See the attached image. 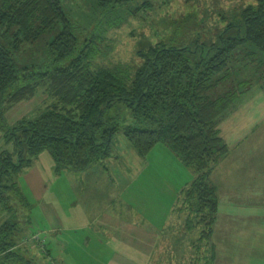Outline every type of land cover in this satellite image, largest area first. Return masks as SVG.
I'll list each match as a JSON object with an SVG mask.
<instances>
[{"label": "trees", "instance_id": "16d2710c", "mask_svg": "<svg viewBox=\"0 0 264 264\" xmlns=\"http://www.w3.org/2000/svg\"><path fill=\"white\" fill-rule=\"evenodd\" d=\"M126 1L100 0V4ZM243 14L245 33L221 36L222 42L212 44L209 53L193 56L192 46L163 42L141 50V63L127 84L117 67L91 66L93 41L87 39L80 46L62 0H1L0 133L6 141H14L16 149L12 153L0 148V264H32L25 255L32 244H22L35 206L22 186L24 171L45 150L58 171L87 169L111 156L119 132L141 156L164 143L194 169L186 206L189 224L204 225L200 239L209 241L219 208L211 172L228 152L218 122L239 95L235 89L218 86L243 43L264 49V0H254ZM59 24L61 30L48 42V61L18 66L14 49ZM39 90H45L51 102L37 116L10 124L7 110ZM122 103L132 111L130 123L124 124L117 114Z\"/></svg>", "mask_w": 264, "mask_h": 264}, {"label": "rangeland", "instance_id": "374dc122", "mask_svg": "<svg viewBox=\"0 0 264 264\" xmlns=\"http://www.w3.org/2000/svg\"><path fill=\"white\" fill-rule=\"evenodd\" d=\"M253 1L128 0L115 6H103L100 0H62V4L72 20L80 46L87 39L93 41L91 66L117 67L125 82L130 84L141 63L139 52L143 49L163 42L178 47L192 46L196 48V52L191 53L195 56L209 53L212 44L222 42L221 36L244 34L243 10ZM61 27L59 24L52 32L14 49L18 66L43 65L47 62L50 58L48 42ZM229 67L231 70L218 89L239 91L235 103L247 96L245 92L249 87L259 89L264 86V49L253 43H243ZM40 91L32 100L22 101L7 112L10 124L24 115L37 116L51 102L48 93ZM117 114L124 124L130 123L133 118L130 107L123 103L117 109ZM0 148L12 153L16 149L14 141L5 139L0 141ZM164 151L172 153L174 159ZM39 157L34 165H38L43 179L33 180V185H41L43 190L47 186L44 199H38L29 183L22 180L24 190L30 194L35 205L32 222L22 235L25 240L22 244L33 245L28 248L29 253L25 252L26 256L31 257L32 264H47L46 259L55 264L48 254L41 232L46 227L55 226L57 221L59 226L65 228L57 233L78 251L76 255L74 250L68 248L64 253V264L65 261L73 264H138L137 259L148 258H136L135 253L125 254L128 249L126 242L125 253L118 250L112 255L105 244L102 246L100 241L94 239L95 229L90 227L91 215H97L105 206L114 209L123 218L150 228L154 225L161 230L167 240H161L162 254L157 255L152 250L149 264H187L186 260L191 261L188 264H224L217 261V254L220 259H237L233 264H249L250 259L256 258L254 255L250 257L252 248L264 247L262 241L248 239L247 224L239 226L238 231L243 233L239 234L241 238L233 249L227 248L228 240L221 239L229 234H222L217 240L215 237L218 234L213 232L209 241L200 239L204 225H195L192 221L190 225L191 213L186 208L189 206V184L196 173L190 166L182 164L175 152L164 143H158L146 156H141L123 132H119L113 139L111 156L81 171L70 168L56 170L48 150ZM24 174L25 171L23 178ZM211 180L214 183L212 176ZM52 208L55 213H51ZM46 209H49L48 216ZM224 212L228 211L220 208L213 231H217L218 224H224ZM183 218L187 220L186 231L182 229ZM74 239L78 240L77 245H74ZM258 260L264 264L262 258Z\"/></svg>", "mask_w": 264, "mask_h": 264}, {"label": "crops", "instance_id": "0c3cea01", "mask_svg": "<svg viewBox=\"0 0 264 264\" xmlns=\"http://www.w3.org/2000/svg\"><path fill=\"white\" fill-rule=\"evenodd\" d=\"M245 93L247 96L239 99L236 103L233 102L219 119L220 136L227 144L228 152L216 163L211 172L218 192V213L220 208L228 211L227 213L224 212L225 215L223 214L225 217L224 224H218L217 231H214L218 234L215 238L219 240L220 235L229 234L228 237L221 239L228 240L226 246L231 249L237 246L236 241L241 238L239 234H242L243 231L238 230L242 224L249 226V240L262 241L264 245V86L259 89L249 87ZM32 99L33 97L22 101ZM17 104L8 109L7 112ZM23 117L26 115L18 120ZM4 139L0 133V141ZM164 152L174 159L172 153ZM178 158L184 164L179 156ZM37 166L36 164L27 168L24 179L29 183L33 194L38 199H44L47 186L43 190L41 185H33V180L41 181L43 179L41 170ZM244 211H248V213ZM51 213H55L54 208L51 209ZM56 214L59 216L58 210ZM46 215H49V209H46ZM91 218L90 227L95 229L94 239L100 241L102 246L105 244L112 255H115L118 250L125 253V242L128 248L125 254L133 255L135 253L136 258L148 257L144 260L137 259L138 264H149V256L152 250L153 253L157 252V255L162 254L161 240L163 238L167 240V238L154 225H152L153 228L142 226L129 218H123L122 215L114 209H109L108 206L102 208L97 215L92 214ZM62 228L64 227L59 226L57 221L55 226L46 227L41 232L42 237L45 238L44 244L48 249V254L54 259L55 264H64V253L68 248L74 250V254H78V251L72 248V243H66V239L57 233ZM182 229L187 230L185 218H183ZM73 242L74 245H77L78 240L74 239ZM216 244H218L217 241ZM249 254L251 258L253 255L256 257L250 259L249 264H260L259 257L264 262V247L256 246V248H252ZM217 258L219 263L224 264H233L237 260L231 261V257L220 259L218 254ZM46 260L47 264L53 263L52 261L49 262L48 259ZM188 262L191 261L186 260L185 263L188 264ZM65 264L73 263L65 261Z\"/></svg>", "mask_w": 264, "mask_h": 264}]
</instances>
